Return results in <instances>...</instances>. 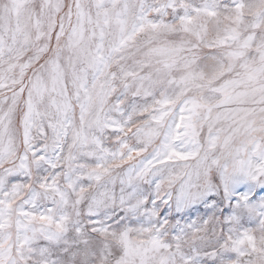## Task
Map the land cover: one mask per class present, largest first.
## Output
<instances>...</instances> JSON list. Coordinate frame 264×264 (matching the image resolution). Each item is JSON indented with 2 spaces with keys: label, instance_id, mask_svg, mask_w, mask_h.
Listing matches in <instances>:
<instances>
[{
  "label": "snow or ice",
  "instance_id": "snow-or-ice-1",
  "mask_svg": "<svg viewBox=\"0 0 264 264\" xmlns=\"http://www.w3.org/2000/svg\"><path fill=\"white\" fill-rule=\"evenodd\" d=\"M0 264H264V0H0Z\"/></svg>",
  "mask_w": 264,
  "mask_h": 264
}]
</instances>
